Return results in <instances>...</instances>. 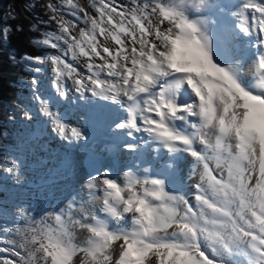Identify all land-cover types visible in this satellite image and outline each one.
Wrapping results in <instances>:
<instances>
[{"label":"snow or ice","instance_id":"obj_1","mask_svg":"<svg viewBox=\"0 0 264 264\" xmlns=\"http://www.w3.org/2000/svg\"><path fill=\"white\" fill-rule=\"evenodd\" d=\"M36 6L52 30L22 57L19 143L50 132L86 147L103 128L127 162L92 152L58 202L0 201V264H264V0ZM23 169L0 160L17 184Z\"/></svg>","mask_w":264,"mask_h":264},{"label":"trees","instance_id":"obj_2","mask_svg":"<svg viewBox=\"0 0 264 264\" xmlns=\"http://www.w3.org/2000/svg\"><path fill=\"white\" fill-rule=\"evenodd\" d=\"M45 0H0V29L7 28L6 38L0 39V160L11 159L20 135L21 109L28 104L31 73L22 57L40 55L44 51L31 41L42 38L52 29L39 21L46 19L40 6ZM33 25L36 27L33 28ZM16 120H10V116ZM4 173L0 172V182ZM1 185V184H0ZM5 196L0 192V201Z\"/></svg>","mask_w":264,"mask_h":264},{"label":"rangeland","instance_id":"obj_3","mask_svg":"<svg viewBox=\"0 0 264 264\" xmlns=\"http://www.w3.org/2000/svg\"><path fill=\"white\" fill-rule=\"evenodd\" d=\"M39 78L42 81L46 82V74L41 73L39 75ZM29 101L28 104L30 105V100H31V96L29 95ZM71 108L69 106H62L61 110L64 111L66 113L67 116V109ZM80 118V117H79ZM68 119V116H67ZM19 129L20 131V135L23 134V129H24V125L21 122V116H20V127ZM33 131H35V126L33 128ZM48 137L52 138L53 140H58V137L53 136L50 132L47 135ZM107 138V136H105V139ZM94 139L93 145H97L96 149L98 150V152L100 153H104V155H111L112 157L115 158L116 161H113L112 163H115L116 166H119L121 161H124L123 159H121L119 156V154L114 151L111 152L110 154H106L105 152L108 150H110V148H105L103 150H100V143L101 144H105L108 145L107 143H105V139L102 137H99V135H93L91 136L90 141ZM97 139V140H95ZM104 141V143H102ZM39 142V136H35L34 139H29L27 143L25 144H20L18 141L17 146H15V148L12 150L13 155H21L22 159L24 160V169H23V180L20 184H17L14 178L11 177H7L6 174H4V178L2 179V181L0 182V192H3L5 194V196L2 198V202H4L10 209H14L16 206H23V207H31V206H45L48 203H56L59 200L63 199L65 196H68L71 192V189L75 188L78 186V182L79 184L83 183V179L85 178H77L76 176V172L77 170H74V172H71V175L68 176L67 178H63V174L64 173V168H65V163H67V161H71L73 162V156L78 154V151H70L68 153V155H63V158H61V160L59 158H57L56 160L53 159L54 155L53 153L56 151H61L63 154L67 153L65 150L69 149L68 144H64V142L66 141H60L58 143H56L53 148L55 150H51L49 149V147H42L38 144ZM49 143H46V146ZM103 145V146H105ZM77 147V146H76ZM30 151H34L36 153H40V154H44L48 157V163L49 166L48 168L45 170V172H50L51 171V175L52 178L49 179V182L51 181H56V180H60L61 177L63 178V183H62V190L60 189H55L52 188V186H48L45 185V182H41L39 184H35L36 177L34 178V176L37 174L38 178L40 177V180L43 181V175H40L36 172L34 168V166H30L27 164L29 163L28 161L25 160V155L30 152ZM68 151V150H67ZM71 154V155H70ZM79 157L78 159L82 158V152L79 153ZM12 155V156H13ZM11 156V158H12ZM59 159V160H58ZM77 161V160H75ZM118 161V162H117ZM30 164V163H29ZM56 168V169H55ZM42 168H39V170ZM62 170V173H59L58 170ZM35 173L32 175L30 174L31 172ZM43 171V170H42ZM41 172V171H40ZM70 180V181H69ZM32 184H34V189H38L36 192L37 193H31V191H33L31 189ZM43 185L44 187H49V191L47 193L42 191V188H38L39 185ZM32 195V196H30Z\"/></svg>","mask_w":264,"mask_h":264},{"label":"bare ground","instance_id":"obj_4","mask_svg":"<svg viewBox=\"0 0 264 264\" xmlns=\"http://www.w3.org/2000/svg\"><path fill=\"white\" fill-rule=\"evenodd\" d=\"M67 116H68V119H67L68 122L72 126H74V127L81 128V127H87L88 126V125H86V123H85L84 120H82V119L79 118L78 112L74 108H72V107L67 109ZM93 135H97V136L99 135V137H102L104 139H105V136H107V138L105 139L106 140L105 143H107L108 145H105V144H101L100 143V150H103V149L109 147L110 150H108V152L106 151L105 152L106 154H110L111 152H114L115 151V146L113 145L110 137L104 132L103 128H97L91 136H93ZM38 136H39V142H38V144L40 146H42V147H49V149H51V150H55L53 148V146L56 143H58V142L61 141V139H59V138H58V140H53L52 138L48 137L47 135H38ZM93 140L94 139H92L86 147H84V146H77V147L74 146V147H69V149H67L68 151L65 150L67 153H64L63 154L60 150L57 151V152L55 151L53 153V155H54L53 159L56 160L57 158H59L61 160V158H63V155H65V156L68 155V153L70 151H73V150L78 151L79 150L78 154H76V155L73 156V162H71L69 160V161H67V163H65V168H64V173L65 174H63V178L66 177L67 172L69 170L72 173L74 172V170H77V172L75 173L76 174L75 177H77L79 179L84 178V177L86 178V174L89 171V169H88V157H89V154L92 153V152H95L98 155L101 163H109V162L112 163L113 161H116L115 158L112 157L111 155H104V153L98 152V150L96 149V147H97V145L99 143L97 145H93V142H94ZM95 140H97V139H95ZM46 143H49V144H47V146H46ZM66 143L67 142H64V144H66ZM79 143H82V142H79ZM102 143H104V141ZM103 145H105V146H103ZM80 152H82L84 154H82V158L81 159H78V157L80 155L79 154ZM119 157L124 160L123 162H127V156L126 155L119 156ZM25 160L30 163V164L27 163L29 165V167L30 166H34L33 169H35L38 174L44 176L43 177V181H41L40 180V177L38 178V176L35 173V171L34 172L32 171L30 174H32V175L34 173L36 174L34 176V178L36 177V180H37L35 182V184H39L41 182H45L44 183V186L45 185H48V186H52V188L62 190V183H63V178L62 177H61L60 180H56V181L49 182V179H51L52 176L49 175V174H51V171L50 172H45V170L49 166L48 157L46 155L40 154V153L38 154V153H36L34 151H30V152H28L25 155ZM75 160H77V161H75ZM117 167H119V166H117ZM39 168H42V169L39 170ZM58 171H59V173H62L63 172L61 169L58 170ZM44 186L41 184V185L38 186V188L41 187L42 188V191L45 192V193H47L51 188L49 189V187H44ZM31 189L33 190V191H31V193H37L36 191L38 189H34V184H32ZM30 196H32V195H30Z\"/></svg>","mask_w":264,"mask_h":264}]
</instances>
